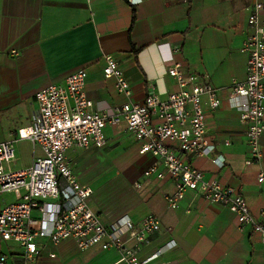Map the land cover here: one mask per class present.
<instances>
[{
    "label": "crops",
    "instance_id": "1",
    "mask_svg": "<svg viewBox=\"0 0 264 264\" xmlns=\"http://www.w3.org/2000/svg\"><path fill=\"white\" fill-rule=\"evenodd\" d=\"M256 2L263 6L264 20V0H0V141L10 140L18 128L30 124L37 108L36 92L63 83L78 69L87 73L85 93L93 110L111 113L124 103L142 102L150 92L165 98L168 91H176L167 68L179 63L184 74L202 80L206 76L218 88L220 105L211 109L204 100L206 138L215 146L210 157L177 150L176 154L197 168L204 180L237 189L251 215L259 218L264 207V184L256 181L260 166L244 162L248 157L245 125L237 110L242 98L230 99L227 93L233 80L245 78L247 56L240 47ZM106 56L118 63L128 80L129 96L116 90L113 77L104 76ZM104 132L102 147L71 148L67 157L76 178L92 188L88 205L103 224L122 215L134 222L149 214L159 218L160 229L151 234L142 257L174 241L175 246L156 262L264 264L260 234L250 225L238 227L229 208L210 203L202 192L192 190L185 192L176 208L167 205L166 196L175 190L174 179L143 176L150 164L156 163L159 170L163 165L140 150L124 121L107 124ZM16 144H30L35 150L32 160L41 155L40 148L25 138L14 143L15 159ZM260 144L264 168V132ZM215 155L224 157L222 167L212 161ZM108 181L119 186L122 207L110 208L97 200L94 185ZM10 243L16 248H0L7 254V264H117L119 259L115 249L95 245L80 250L74 240L64 239L56 245L46 242L34 261L24 263L21 247ZM48 244L55 248L47 250Z\"/></svg>",
    "mask_w": 264,
    "mask_h": 264
},
{
    "label": "built area",
    "instance_id": "2",
    "mask_svg": "<svg viewBox=\"0 0 264 264\" xmlns=\"http://www.w3.org/2000/svg\"><path fill=\"white\" fill-rule=\"evenodd\" d=\"M262 8L256 2L247 18L248 33L240 47L247 56L245 78L233 80L227 89L230 99L242 98L237 110L239 120L245 125L248 157L244 162L260 166L256 176L259 184H264L260 144L264 132ZM103 74L115 79L119 93L131 94L128 80L109 56L105 57ZM167 74L174 79L176 91H168L165 98L150 92L142 102L124 103L111 113L93 110V103L85 93L84 69L72 72L63 83L48 84L36 92L37 108L30 124L18 128L10 140L0 141V194L14 195L13 200L0 207V239L18 244L23 250L24 263L34 261L46 242L56 245L72 239L80 250L95 245L103 250H117V264H174V260L156 262L175 246L174 241L158 247L149 256H141L143 249L151 244V234L160 229L156 215L149 214L139 222L122 215L108 225L103 224L88 205L92 188L81 183L72 171L67 151L102 147L106 141L105 126L120 121L125 122L140 150L153 154L163 165V170H159L156 163L150 164L143 176L161 179L169 175L174 179L175 190L165 198L170 208L177 207L187 190L200 191L208 202L229 208L238 227L250 225L264 244V207L259 218L253 217L237 189L216 180H204L197 168L176 154L177 150L185 155L210 157L215 150L206 138L204 100L209 108H217L218 88L206 76L202 80L197 75L184 74L179 63L169 65ZM25 138L40 148L41 155L30 165L14 170L10 167L15 160L14 143ZM211 159L220 167L224 164L222 155ZM128 240L133 245H128ZM0 264H7V254L1 250Z\"/></svg>",
    "mask_w": 264,
    "mask_h": 264
},
{
    "label": "rangeland",
    "instance_id": "3",
    "mask_svg": "<svg viewBox=\"0 0 264 264\" xmlns=\"http://www.w3.org/2000/svg\"><path fill=\"white\" fill-rule=\"evenodd\" d=\"M19 141L20 140H17L16 142L18 143ZM109 149H110L109 150L110 152L114 150L115 155L118 154L116 149L114 148L112 149L111 147ZM16 150H17V158L10 164V167L16 170V169H20V168L30 165L33 156H35V150L33 151L31 145L30 144H16ZM110 183H111L110 181L99 182V185L98 184L94 185L97 200L101 204L105 203L104 205L110 208L122 207L124 205V202L122 201V198L119 195L120 188L119 186L114 185V184L110 185ZM112 193H115V196H111ZM12 199H13L12 193L0 194V206H2L4 203L11 201ZM6 246H11L13 248H16V245H14L13 243H10V241L5 242L0 239V248L5 250ZM52 248H55V247H53L51 244H48L46 246L47 250H50Z\"/></svg>",
    "mask_w": 264,
    "mask_h": 264
}]
</instances>
